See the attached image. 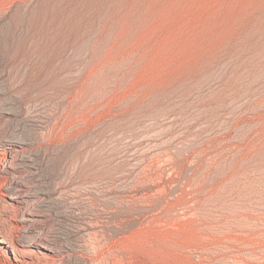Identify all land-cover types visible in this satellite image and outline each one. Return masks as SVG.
Segmentation results:
<instances>
[{"label":"rangeland","instance_id":"rangeland-1","mask_svg":"<svg viewBox=\"0 0 264 264\" xmlns=\"http://www.w3.org/2000/svg\"><path fill=\"white\" fill-rule=\"evenodd\" d=\"M1 111L0 264H264V0H0Z\"/></svg>","mask_w":264,"mask_h":264},{"label":"bare ground","instance_id":"bare-ground-1","mask_svg":"<svg viewBox=\"0 0 264 264\" xmlns=\"http://www.w3.org/2000/svg\"><path fill=\"white\" fill-rule=\"evenodd\" d=\"M2 113H3V111L0 112V128L2 126V122H4L3 121L4 115ZM2 146H3V143H2ZM31 156L27 155V153L23 150L22 146H20V145L13 146L10 149V151L7 153L5 168L15 171L17 165H19V164H25V165L29 164L30 161L32 160ZM12 184H13L15 189H18V192H19L20 188L21 189L23 188V186H20V184L18 185L16 181H14ZM19 194H21V193H19ZM19 198H21V201L25 200L26 203H27L26 204V209L24 211H22V213L20 215V221H21V223L23 225V229H24V233H23L22 236H24L25 238L29 239L28 242L26 243V245L31 246V247L38 246L39 248H42V249H45V250H48V251H52L51 250L52 248L49 245L50 242H49L47 234L46 233L34 234L33 231H32V229L34 227L39 226V225L42 224L41 216L36 214V213H34L33 210H32L33 209V205L30 204L31 203L30 200L33 199V198L31 197L30 194L21 195ZM0 243L5 244L6 246H8L10 244V241H9V239L7 237H5L3 235V236H0ZM14 251H15V254H18L17 250H14ZM55 252H56V250H55ZM59 264H61V263H59Z\"/></svg>","mask_w":264,"mask_h":264}]
</instances>
